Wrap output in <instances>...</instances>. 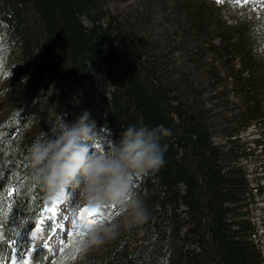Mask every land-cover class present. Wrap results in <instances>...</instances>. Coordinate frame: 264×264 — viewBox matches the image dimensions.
Masks as SVG:
<instances>
[{
	"label": "trees",
	"instance_id": "trees-1",
	"mask_svg": "<svg viewBox=\"0 0 264 264\" xmlns=\"http://www.w3.org/2000/svg\"><path fill=\"white\" fill-rule=\"evenodd\" d=\"M108 1L0 0L10 72L0 83V264L24 260L47 199L31 180L27 149L59 116L76 119L94 71L110 87L84 108L98 128L116 138L131 125L159 127L167 151L136 188L147 220L102 233L88 264H264L253 216L264 185H251L245 165L264 150L262 137H244L264 122L254 39L213 2L143 0L118 15Z\"/></svg>",
	"mask_w": 264,
	"mask_h": 264
},
{
	"label": "clouds",
	"instance_id": "clouds-1",
	"mask_svg": "<svg viewBox=\"0 0 264 264\" xmlns=\"http://www.w3.org/2000/svg\"><path fill=\"white\" fill-rule=\"evenodd\" d=\"M253 54L264 58V33L254 36ZM161 128H122L118 137L106 125L99 127L85 110L73 122L59 116L47 132L27 149L31 180L48 199L79 198L89 208H115L120 219L92 233H115L121 223L134 227L147 220V209L137 195L138 182L163 167L167 146Z\"/></svg>",
	"mask_w": 264,
	"mask_h": 264
},
{
	"label": "rangeland",
	"instance_id": "rangeland-1",
	"mask_svg": "<svg viewBox=\"0 0 264 264\" xmlns=\"http://www.w3.org/2000/svg\"><path fill=\"white\" fill-rule=\"evenodd\" d=\"M142 1L143 0H109L108 6L113 13L120 15L128 10L131 12L136 9L141 10L143 7ZM166 2H169V0ZM212 2L215 7L219 6L221 8V12L218 11V13L223 20L247 31V34L251 39H254V36L257 33H264V0H203L205 6L211 5L210 3ZM166 4L169 5V3ZM161 19H163V14L159 9L158 11H155L153 23L158 27L160 23H162L160 22ZM252 41L255 46L256 41ZM104 49L105 51H108L109 48L105 46ZM4 58V48L0 43V83H3V81L10 76V72L7 71V67L4 65ZM262 63L264 62L262 61ZM92 75V80L90 84H88V88H85L81 104L78 106L80 114L84 111L86 102L92 103L97 99L99 94H108L110 90V87L104 81V74L94 71ZM244 137L250 141L253 139H261V137L264 140V122L261 128L251 127L246 134H244ZM245 165L251 185L255 187L256 183H259L261 186L264 185V150L258 148L256 154L246 161ZM255 200L257 201V204L253 210V216L254 221L259 227L260 243L264 246V196L257 195ZM63 206V212L66 214V217H63L65 219L64 222L71 219L70 222L64 224L65 228L63 225L61 227L63 221H60L59 224L51 222L49 225L50 234L57 232V235L53 236V238L50 236L46 237V240L44 239L38 242L34 241L33 246L35 248L33 253L31 252L27 255L25 260L26 264H43V260H47L48 253L52 254L53 258L57 257L55 259V263L58 262L57 264H88L96 258L97 254H99V245L101 242L93 241L92 232L85 226V221L87 219L85 218V221L76 224L75 221L72 220L73 217H69L73 211L78 212L89 207L82 203L79 198L71 195L66 196V201ZM100 211L104 212L103 209ZM110 211L113 213L110 217H113L114 221L116 220L115 217L117 219L120 218L116 209L111 208ZM98 216L99 213H97V217ZM113 218L111 219L112 221ZM71 233H78L79 235H70ZM62 237L65 241L63 246L61 245ZM62 250L68 252L64 257L60 256ZM35 257L38 260H35Z\"/></svg>",
	"mask_w": 264,
	"mask_h": 264
},
{
	"label": "snow or ice",
	"instance_id": "snow-or-ice-1",
	"mask_svg": "<svg viewBox=\"0 0 264 264\" xmlns=\"http://www.w3.org/2000/svg\"><path fill=\"white\" fill-rule=\"evenodd\" d=\"M114 209V207L112 208ZM101 209H97V208H91V210H89V208H85L80 212V218L82 220L85 219V214H87V217H89V219H87L85 221V226L87 228L90 229V231L92 233H94L97 229H99L100 227H102L104 225V222L106 219H108L111 215H113V213L111 211L105 213V212H101ZM53 215H55L56 213V209L53 208L51 209ZM97 213H99V216L97 217ZM36 235V232L33 231V236ZM70 235H79L78 233H71ZM64 238H61V245H64ZM15 264V262H14ZM20 264H25V262L23 261V258H21Z\"/></svg>",
	"mask_w": 264,
	"mask_h": 264
},
{
	"label": "bare ground",
	"instance_id": "bare-ground-1",
	"mask_svg": "<svg viewBox=\"0 0 264 264\" xmlns=\"http://www.w3.org/2000/svg\"><path fill=\"white\" fill-rule=\"evenodd\" d=\"M57 202V199H48V201L46 202V206H45V211H44V216L42 217V219H46V218H54L52 213L50 212V207L53 205V203ZM80 212H77L74 214L72 220L75 221V223H81L83 220L80 218ZM60 217V216H57ZM85 218H87V214H85ZM79 226V225H78ZM62 227V226H61ZM55 236V235H53ZM53 236L51 238H53Z\"/></svg>",
	"mask_w": 264,
	"mask_h": 264
}]
</instances>
